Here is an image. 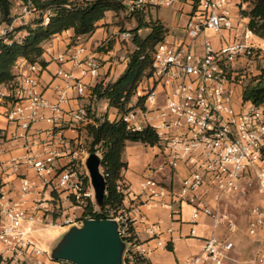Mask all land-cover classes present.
I'll return each mask as SVG.
<instances>
[{
  "label": "built area",
  "instance_id": "2783aa9c",
  "mask_svg": "<svg viewBox=\"0 0 264 264\" xmlns=\"http://www.w3.org/2000/svg\"><path fill=\"white\" fill-rule=\"evenodd\" d=\"M47 1L8 0L7 16L0 10V42L20 43L36 21L47 26L52 10L38 7ZM66 1L63 7L70 8L89 0ZM121 1L124 12L133 15L178 2ZM187 2L190 10L183 33L172 42L163 39L154 46L149 72L139 80L122 111L92 94L102 64L80 36L68 34L65 49L51 55L56 69L47 82L42 79L45 67L38 62L19 57L13 63V79L0 87V107L5 106L3 117L10 128L2 134L0 152L8 154L0 160V264H70L53 261L34 234L79 227L95 219L93 209L91 214L86 212L92 204L82 165L88 154L82 138L91 141L87 128L96 119L119 121L131 133L150 130L156 135L154 147L161 159L158 164H147L138 180L136 195L143 204L167 208L171 218L186 206L191 226L205 217L213 228H223L221 235L200 238V252L183 264H264V208L248 210L245 234L251 248L246 257L235 254L232 235L239 227L225 208L231 197L251 189L264 199V102L242 98L243 87L264 71V42L246 24L241 34L236 33L242 21L239 0ZM207 30L220 35L228 32L231 37L214 47L204 35L197 45V38ZM69 32L73 31L52 37ZM129 39L130 30L118 33L117 40ZM110 41L106 37L102 45ZM97 110L102 114L97 116ZM39 123L47 128L36 129ZM67 130L76 138L66 154L68 160L59 166L63 148L69 145L64 135ZM15 146L23 149L22 156L12 154ZM89 153L102 155L103 148L90 144ZM164 170L168 171L167 182L156 177ZM14 182L15 194L10 195L6 187ZM118 186L124 194L125 184L120 181ZM103 219L118 223L128 264L136 256L147 258L156 248H164L159 239L154 246L138 243L124 209L108 210Z\"/></svg>",
  "mask_w": 264,
  "mask_h": 264
},
{
  "label": "trees",
  "instance_id": "16d2710c",
  "mask_svg": "<svg viewBox=\"0 0 264 264\" xmlns=\"http://www.w3.org/2000/svg\"><path fill=\"white\" fill-rule=\"evenodd\" d=\"M66 0H49L38 7H50L52 15L47 26H41L39 21L35 26L28 28L27 35L20 43L4 45L0 42V87L13 79L12 66L19 58L23 57L28 62H38L42 66V44L55 34L71 29L74 36L92 34L99 26L98 22L104 19L105 13L124 11L121 0H89L82 1L79 6L63 7ZM239 15L246 19V27L258 38L264 39V0H239ZM0 10L6 17L9 10L8 0H0ZM127 14V13H126ZM136 17V28L131 30L133 50L127 52L124 59L125 67L113 82L99 81L92 87V94L97 98H105L109 106L122 111L130 99L137 83L150 69L151 53L154 46L164 39L166 28L157 20L150 19L146 22L141 14H127ZM148 29V33L141 37L138 31ZM242 98L255 103L264 102V71L253 77L243 87ZM95 125L87 128L90 144L101 145L103 148L101 167L103 169L106 189L100 213L93 214L95 219L106 218L107 211L123 209L124 194L118 183L121 180V170L126 168L121 155L127 142L140 143L153 147L157 143L156 135L150 130L131 133L125 129L121 122L95 120ZM93 207L90 204L86 212L91 214ZM133 232V228L130 227ZM124 264H128L123 258ZM146 258L136 256L131 264H146Z\"/></svg>",
  "mask_w": 264,
  "mask_h": 264
},
{
  "label": "crops",
  "instance_id": "0c3cea01",
  "mask_svg": "<svg viewBox=\"0 0 264 264\" xmlns=\"http://www.w3.org/2000/svg\"><path fill=\"white\" fill-rule=\"evenodd\" d=\"M242 21H245L244 24H246V19L242 18ZM71 33L73 32L63 33L58 36V38L51 37V39L42 44V59L45 63V72L42 75L44 82H47L50 79V75L56 69V64L51 60V55L55 52H62L65 49L69 41L67 35ZM106 37L109 36H107L106 31L102 27H98L90 35L80 36V39L85 42L89 52L101 60L102 68L99 71L98 82H113L125 67V61H123L124 58L122 59L123 63L120 66V70L114 73L115 63L117 62L114 56L116 49L111 48V43L102 45ZM230 37L231 34L223 32L221 35L217 34L213 39L210 38V40L214 47H218ZM260 42H264V39H260ZM119 53L117 55H120ZM67 67H69V64ZM102 101V99L98 101L100 103L99 105L102 104ZM79 103L82 104L83 101H79ZM73 105L76 106L78 103L73 102ZM93 105L95 106V103H93ZM4 108V105L0 107V152L4 148V137L2 134L10 129L3 117ZM100 114H102L100 110H97V116ZM35 128L44 131L47 128V125L39 123ZM64 135L65 140L69 142V145L65 144V147L63 148L65 155L58 160L59 166H62L68 160L66 154L72 150L73 142L76 138V134L69 130L65 131ZM41 138H44V133L41 135ZM17 143L18 142H15V144ZM136 148L141 150L144 146L140 143L127 142L121 155L122 162L126 163V168L121 170L120 180L127 187L122 203L125 214L131 222L138 243H145L154 246L156 239H159L164 243V248H156L149 256H147L146 264H183L190 256L200 252L202 247L200 238L207 237L212 233L221 235L223 233V228H213L211 220L205 217L201 218L195 225L191 226L187 222L189 218V208L186 206H181L180 215L171 218L169 209L143 204L142 200L136 195L139 191L138 180L141 177L145 163L149 162L152 158H155V161L157 160V163L155 164H158L160 159L156 155L157 149L154 146H148L149 153H144L147 156V160H145V163H141V165L137 166L135 158L132 155V150ZM153 148L156 151L153 150ZM11 152L12 154H15V156H22L24 154L23 149L18 148L17 146H15V150ZM7 156V152L0 153V160L5 159ZM28 173L31 174V171L28 170ZM156 177L159 179L162 178L167 182L168 171L164 170L162 173L157 174ZM7 179H9V177ZM16 187L17 185L14 182L6 188L10 189V195H13L15 194ZM60 229L64 232L68 228ZM191 230H193V235H190ZM240 232L241 229L239 228L237 233L233 234L232 237L235 239V254L242 257L243 251L246 250L249 254L251 247L249 241L245 242L241 239L239 235Z\"/></svg>",
  "mask_w": 264,
  "mask_h": 264
},
{
  "label": "rangeland",
  "instance_id": "374dc122",
  "mask_svg": "<svg viewBox=\"0 0 264 264\" xmlns=\"http://www.w3.org/2000/svg\"><path fill=\"white\" fill-rule=\"evenodd\" d=\"M188 0H178L176 4L172 7H155V8H147L144 13H142L143 19L148 22L150 19L159 21L166 28V35L164 36L165 41L172 42L177 35L183 33V26L187 18V14L190 10V5L187 2ZM245 21H241L240 24L236 28V33L239 35L243 31V27ZM98 26L104 28L107 36L111 37V48L116 49L115 52V70L114 73L120 70V66L122 65V59H124L127 55V52L133 50L134 46L129 39L128 41H119L117 40L118 33L124 30H133L136 28V17L128 16L123 10L119 12H106L104 19L98 22ZM148 33V29L141 28L138 31V34L141 37H144ZM207 36L208 38H215L217 33L212 30H207L204 34H201L197 40L196 44L200 45L203 36ZM120 52V53H119ZM120 55H117V54ZM124 61V60H123ZM82 145L85 151L89 154L90 149V139L85 137L82 138ZM144 148L141 150L139 148L132 150V155L135 158L137 166L141 165V163H145L147 160V156L144 153H149L148 146L143 145ZM153 150H155L153 148ZM156 151V150H155ZM156 157V156H155ZM159 157V156H157ZM159 159H161L159 157ZM155 158H152L149 162L145 163V167L147 164H155ZM144 167V168H145ZM252 206H261L264 208V199L262 196L256 192L254 189L249 190L246 194L235 195L231 197L228 201H226L225 208L227 212L231 215L233 220L238 224V227L241 229L240 237L243 241H249L246 237V220L248 210ZM63 230L60 228L55 229H47L42 232L35 233V238L40 243L41 247L45 249L47 252L52 248L55 239L59 238ZM250 252V251H249ZM248 252L246 250L243 251V256H248Z\"/></svg>",
  "mask_w": 264,
  "mask_h": 264
},
{
  "label": "water",
  "instance_id": "95a60500",
  "mask_svg": "<svg viewBox=\"0 0 264 264\" xmlns=\"http://www.w3.org/2000/svg\"><path fill=\"white\" fill-rule=\"evenodd\" d=\"M102 155L87 154L82 165L91 188V204L101 212L106 184L101 172ZM126 243L119 237L118 223L112 219L85 220L66 229L48 251L53 261L70 264H124Z\"/></svg>",
  "mask_w": 264,
  "mask_h": 264
}]
</instances>
